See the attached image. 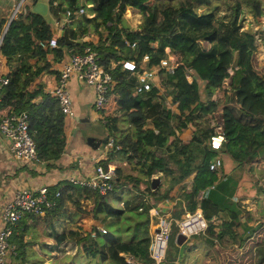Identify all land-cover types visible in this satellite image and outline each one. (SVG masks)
<instances>
[{"label":"trees","instance_id":"trees-1","mask_svg":"<svg viewBox=\"0 0 264 264\" xmlns=\"http://www.w3.org/2000/svg\"><path fill=\"white\" fill-rule=\"evenodd\" d=\"M48 4L53 20L67 19L64 28L69 41L60 33L56 45H48L55 35L51 24L28 8L9 22L0 44L7 68L2 74L7 82L0 84V117L25 113L38 159L48 167H59L55 161L65 149V117L59 99L40 77L48 73L57 78L56 63L90 46L110 73L109 94L114 95V109L102 117L112 145L95 166L118 163L113 187L104 193L69 178L47 186L53 204L41 214H22L13 226V250L4 264H38L45 261L44 255L57 258L61 254H71L66 264H73L78 255L94 258L95 264H131L130 259L155 264L149 198L158 200L165 194L152 188L151 182L144 186L145 193L126 183L130 176L145 179L150 171L144 169L142 158L154 145L165 147L176 164L171 168L166 158L153 155V166L171 185L192 170L188 163L196 155L190 152L201 145L190 184L176 194L173 217L180 218L184 209L200 208L207 226L183 246L204 252L200 264H230L225 259L248 245L234 264H264V223L249 224L251 217L236 199L237 179L210 168L222 153L240 167L264 149V80L259 75L264 65L260 67L256 57L257 35L264 38V31L243 24L245 7L255 20L264 14L262 1L48 0ZM130 8L143 14V30L127 24L124 15ZM4 21L0 19V35ZM88 34H95L97 40L84 39ZM167 48L179 61L172 72L160 66ZM126 61L134 67L124 66ZM152 69L157 82L141 80L142 73ZM217 88L223 89V97L215 100L212 95ZM161 92L176 103L177 113L160 97ZM220 104L226 140L217 150L209 144L215 132L210 115ZM187 129H191V140L182 143L179 136ZM254 183L257 193H264V184L258 179ZM36 242L41 252L32 248ZM168 254L159 264H176L177 250Z\"/></svg>","mask_w":264,"mask_h":264},{"label":"crops","instance_id":"crops-1","mask_svg":"<svg viewBox=\"0 0 264 264\" xmlns=\"http://www.w3.org/2000/svg\"><path fill=\"white\" fill-rule=\"evenodd\" d=\"M40 1H45L48 4V0H33L31 1V3L25 4V6L32 12L41 14L42 16H44V18L49 17V19L51 20L52 17L49 14V11L48 14H42L37 11V7L39 6L38 3ZM0 4H5V6H7L4 8V11L7 12L6 15H8L12 10L15 1L0 0ZM130 11L131 10L128 9L127 13H130ZM1 12H3V8L0 6V13ZM248 15L251 16L250 14ZM5 16L1 18H4ZM52 21L53 22L51 27L53 31L56 32L57 29L61 27L62 33L64 26L67 23V19L63 17L59 20L52 19ZM263 24L264 14L259 16L256 20L253 18L252 22H250L251 29L253 30L261 28L262 31H264L262 27ZM84 39L96 41L97 36L95 34H88L84 37ZM262 40L264 44L263 37ZM69 57V55L63 57V59L60 62L56 63L54 67L57 70H60L63 64L68 61ZM256 57H258V55H256ZM257 61L260 67L264 65V58L258 57ZM2 62L3 66L1 68V73L3 74L7 69L5 66L4 56L2 57ZM229 69L233 70V68ZM259 75L262 76L264 80V71H259ZM40 78L47 84L48 91L56 82L55 74L44 73L41 75ZM157 80L158 77H155L154 82L156 83ZM228 82L229 79H225L222 87H226ZM68 87L73 102L74 115L64 116V131L66 136V144L61 157L57 161H55V163H57L59 167H48L46 166V162L41 160L28 161L16 158L13 152L11 151L8 141L4 138V136L0 135V227L2 224V208L7 202V200L13 197L17 190L30 188L34 189L40 186H50L55 184L57 181L65 178L74 180L88 178L93 174L96 162L100 158L105 157L106 155L108 148L105 147L104 143L102 147L100 144L99 147L95 148L86 142L85 136L87 134L93 135L96 138H102L104 136H107L104 127L100 128V126L94 125V122L97 120H103V113L107 111L105 109L107 108L108 103L106 104L103 111L96 110L94 108L95 91L93 86L78 81L76 76H73L70 79ZM163 95L164 102L166 101V103L169 104V106L171 107V110L177 113L178 108L176 106V103H173L170 99V96L166 93H164ZM212 97L215 100L221 99L223 97V89L217 88ZM221 105L222 104L218 106V109H220V111H222ZM179 137L182 143L190 142L191 129L183 131ZM200 150L201 145L190 152L191 154L196 155L188 163V167L192 168V170L187 175H185L180 181H178L174 185H171L168 179L163 176V172L157 167L153 166V155L163 156L164 158H166L168 165L171 168H175L176 164H174L169 159V153L165 149V147L158 145L151 146L149 151L142 158V165L144 169L149 170L150 172L147 173L145 179L137 176H130L129 178H127L126 183L130 188H132L131 186H133L132 190L136 192L140 191L141 193H145V190H143V188L146 183H150L151 178L157 176L159 178L157 187L160 189L162 194H165V196L161 197L158 200H155L153 197H150L149 199L153 203L152 206H160L161 209H163L165 212L168 211L171 213V211H173V208L175 210V198L177 192L179 191V188H181V186H188L192 180V177L195 173L194 166L199 161L198 153L200 152ZM220 157L222 165L220 167L222 169L221 171L232 175L238 181V187L235 191L236 199H238L243 204V207L248 211L249 216L251 214H255V216L251 218V221H248L249 224H252V220H255L256 222H264V204H262L258 198L261 194L257 193V184H253L255 179H253L252 182L248 176H251L252 174L255 177V175L258 174V179V177L264 173V170L258 168V166L253 163V160L243 166L236 167L235 162L227 153L220 154ZM257 158H261L264 160V149L261 150V152L257 155ZM110 163H113L116 166L118 161H112ZM258 180L259 182H261L260 179ZM176 236V232L174 234V237L171 233L169 234L168 243L166 247V255L168 257V253L174 254L177 250L178 256L175 259V263L183 264L181 262L178 263V259L180 258L182 248L184 247L183 245L187 239L179 243L176 241ZM173 240H175V245L172 244ZM188 243L191 244L192 240ZM198 250L200 249L198 248ZM190 257L191 255H187L185 258L192 259ZM201 257V254L195 256V260L193 261V263L200 264Z\"/></svg>","mask_w":264,"mask_h":264},{"label":"built area","instance_id":"built-area-1","mask_svg":"<svg viewBox=\"0 0 264 264\" xmlns=\"http://www.w3.org/2000/svg\"><path fill=\"white\" fill-rule=\"evenodd\" d=\"M15 4L8 16L6 27L9 22L16 17L19 13H25V0H14ZM61 33V27L57 29L55 35L49 38L48 45L55 46L56 38ZM0 39V44H1ZM41 45H45L44 41H40ZM168 54L162 58L160 66L172 72L174 67L179 64L178 57L175 53L171 52L168 48ZM259 58H264V44L262 38L257 35V52ZM257 57V58H258ZM124 66L132 69L133 62L126 61ZM233 70L229 69L232 73ZM187 74L193 75L191 69H187ZM76 76L78 81L93 86L95 91L94 108L103 111L108 101L109 88L112 79L108 70L103 67L97 60L96 51L90 46H87L82 53H74L70 55L67 62L59 70V75L56 78L55 84L49 89V92L54 94L60 102L64 116L74 115L73 102L69 92L70 79ZM157 77L155 69L144 71L140 76L141 80L145 82H154ZM7 79L0 78V84L6 83ZM145 87L148 84L145 83ZM104 115V113H103ZM210 121L215 126V132L211 134L209 144L212 148L219 150L222 143L226 140L223 125V115L220 109H216L210 115ZM0 135L8 141L11 151L16 158L28 161L39 160L35 150L34 142L27 131V121L25 113H9L0 117ZM109 148L112 145V139H107L104 144ZM252 161V160H251ZM253 163L264 170V160L257 158L253 159ZM221 157L216 156L210 163L211 169H220ZM115 164L110 163L106 168L95 166L93 174L88 178L71 179L81 184H86L91 187H97L100 192L104 193L113 187V176L115 174ZM255 175V179H257ZM264 184V173L258 177ZM47 186H40L38 188L19 189L15 192L13 197L4 204L2 208V221L0 227V264H4L6 256L13 250L10 243V237L13 232V226L22 216L24 212L32 214H41L46 208L53 204L50 198ZM259 201L264 204V193L259 197ZM257 198V199H258ZM173 211L165 212L160 206L154 205L150 209L152 221V240L150 244L151 256L155 260V264L166 259V247L170 234L171 224L174 222L176 225V233H182L186 239L194 234H199L204 231L207 226V220L204 218L200 208L193 212H188L184 209L180 218L173 217ZM264 223V222H263ZM131 264H139L133 259H130Z\"/></svg>","mask_w":264,"mask_h":264},{"label":"rangeland","instance_id":"rangeland-1","mask_svg":"<svg viewBox=\"0 0 264 264\" xmlns=\"http://www.w3.org/2000/svg\"><path fill=\"white\" fill-rule=\"evenodd\" d=\"M31 1L32 0H25L24 1V4H28V3H31ZM214 1H217V2H220V0H214ZM262 1V4H263V7H264V0H261ZM0 6L3 8V12H1L0 13V19H5V21H4V23H3V26L1 27L2 28V32L5 30V29H7V27H6V24H7V20H8V16H9V14L8 15H6L7 14V12H5L4 11V8L5 7H7V6H5V4L4 5H1L0 4ZM9 7H10V5H9ZM26 7V6H25ZM131 9V8H130ZM199 10L201 9V8H198ZM246 10V11H245ZM11 12V11H10ZM6 15V16H5ZM3 16H5L4 18H1V17H3ZM125 19H126V22H127V24L131 27V28H133V29H135V30H143V27H144V23H145V21H144V16H143V14H141V13H139V12H137V11H135V10H133V9H131V11H130V13H127V11L125 12ZM51 25H52V19L50 20L49 19V17H47V18H45ZM252 20H253V17H251V16H249L248 15V11H247V8L245 7L244 8V12H243V24H244V27H247L248 29H251V25H250V22H252ZM2 32H1V34H2ZM0 39H1V35H0ZM2 57H3V54L0 52V78L2 77V73H1V71H2V66H3V62H2ZM109 94V93H108ZM164 93L163 92H161V98L163 99L164 98V95H163ZM163 95V96H162ZM114 95L113 94H109V102H107L106 104H107V108L105 109V110H108V111H110V110H112L113 109V105H114ZM106 106V105H105ZM105 108V107H104ZM95 124L94 125H96V126H100V128H103V121L102 120H97V121H95L94 122ZM102 145L103 144H101V147H102ZM222 166V165H221ZM220 166V167H221ZM221 169V168H220ZM125 170L126 171H131V170H129V167L128 166H125ZM249 176V178L251 179V181L253 182V179H255V177L251 174V176L250 175H248ZM253 184L254 185H256V183H254L253 182ZM253 185V186H254ZM257 185H256V189H257ZM123 195H128L126 192H123ZM116 204H118V203H116ZM247 211V210H246ZM248 212V211H247ZM245 214H246V212H245ZM249 214V213H248ZM253 216H255V214H251L250 215V217L251 218H253ZM257 220V219H256ZM92 221H95V220H92ZM248 221H251V219H249ZM255 220H252V224H255ZM85 226H87V228L90 226V222H89V219H85ZM151 231H152V226H151ZM175 232H176V227H175V225L172 223L171 224V229H170V233L172 234V236L174 237V234H175ZM192 238V236L191 237H189L187 240H189V239H191ZM186 240V241H187ZM175 241V240H174ZM191 241V240H190ZM188 243V242H187ZM192 244V243H191ZM188 245H190L189 243H188ZM32 248L34 249V250H36V251H38V252H41V250H40V244H39V242H36V243H33L32 245ZM186 246H184L183 248H182V252H181V255H180V258L178 259V263H183V264H194L193 263V261L195 260V256H197V255H199V254H201V255H203L204 254V252L200 249V250H198V248L199 247H193V248H185ZM247 247H248V245H246L245 247H242V248H239L240 250V252L239 253H237L236 255H234V256H232V257H229V258H226L225 259V261H227V260H231V262H230V264H234V262L238 259V257L240 256V254L242 253V251H245L246 249H247ZM185 248V249H184ZM184 253H185V257L187 256V255H191V257L190 258H192V259H186L185 257H184ZM45 256V261H42V262H40V263H38V264H62V263H68V261L69 260H71L72 259V256H71V254H61L60 256H58L57 258H48L47 257V255H44ZM54 259V260H53ZM186 259V260H185ZM248 259L249 258H247V257H245V261H248ZM48 260H52V261H48ZM187 262V263H186ZM33 263H35V261L34 262H32V264ZM73 264H95V259L94 258H87V257H84V256H81V255H78V256H75L74 258H73Z\"/></svg>","mask_w":264,"mask_h":264},{"label":"water","instance_id":"water-1","mask_svg":"<svg viewBox=\"0 0 264 264\" xmlns=\"http://www.w3.org/2000/svg\"><path fill=\"white\" fill-rule=\"evenodd\" d=\"M38 7H37V11L38 12H40V13H42V14H48V11H49V9H48V5L49 4H47V2H45V1H40L39 3H38ZM50 14V13H49ZM263 29H264V24H263ZM5 32H6V29L2 32V34H1V40H2V38H3V36H4V34H5ZM62 34H63V36L65 37V40H66V42H68L69 41V37H68V32H67V29L66 28H64L63 29V31H62ZM85 138H86V142L89 144V145H91V146H93V147H95V148H97V147H99V145L100 144H105L106 143V141H107V139H108V136H104V137H102V138H96L95 136H93V135H90V134H87L86 136H85ZM158 182H159V178L157 177V176H155V177H152L151 178V186H152V188H156L157 187V185H158ZM186 240V236L184 235V234H182V233H177V236H176V241L177 242H179V243H181V242H183V241H185Z\"/></svg>","mask_w":264,"mask_h":264}]
</instances>
